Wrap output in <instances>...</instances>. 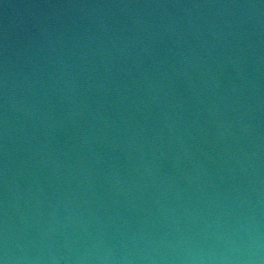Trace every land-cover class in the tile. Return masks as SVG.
<instances>
[{"label": "water", "instance_id": "95a60500", "mask_svg": "<svg viewBox=\"0 0 264 264\" xmlns=\"http://www.w3.org/2000/svg\"><path fill=\"white\" fill-rule=\"evenodd\" d=\"M0 264H264V0H0Z\"/></svg>", "mask_w": 264, "mask_h": 264}]
</instances>
